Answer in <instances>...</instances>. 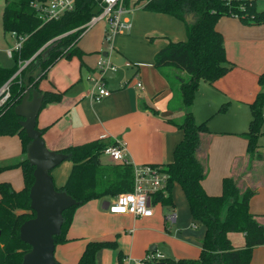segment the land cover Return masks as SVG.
<instances>
[{
    "label": "crops",
    "instance_id": "0c3cea01",
    "mask_svg": "<svg viewBox=\"0 0 264 264\" xmlns=\"http://www.w3.org/2000/svg\"><path fill=\"white\" fill-rule=\"evenodd\" d=\"M7 1L15 0H0V63L5 68H12L13 58L7 52L18 39L4 31L3 13ZM261 1L264 0H257L259 10ZM129 3L138 4L137 0ZM136 11L140 10L136 8L133 13ZM223 19L225 17L219 20L216 29L225 36L227 58L235 67L214 84L201 82L192 109L196 121L207 122L213 133L208 148L209 174L202 182L204 190L212 196L221 195L223 179L239 174L246 164L247 142L239 134L248 129L251 121L249 105L260 91L258 79L264 72V24L243 25L239 20L229 18L232 27L228 28ZM132 25L129 34L115 38L118 47L113 45L114 50L108 51L104 41L105 24H96L77 42V47L83 52L82 58L60 60L41 81L42 91L64 94L60 102L42 107L37 118V127L45 130L43 138L49 150L60 152L93 141L111 145L116 140H124L131 163L135 166L152 164L163 167L173 161L174 150L184 134L171 121L180 122L186 111L164 73L179 77H185V74L176 70H158L154 66V58L158 51L176 41L156 32L150 39L166 40L153 49L140 55L125 51L124 43L130 40L125 37H131L135 26L133 17ZM180 29L183 31L182 26ZM101 59L110 61L117 70L110 71L111 77L104 80L112 94L97 101L91 96L94 83L90 77L99 73L98 62ZM135 77L142 82L144 90L136 86ZM227 103V110L217 113ZM216 119L219 120L216 129L220 131H215L213 126ZM259 144L264 149V136L260 137ZM21 154L22 143L18 136L0 137V162L15 160ZM102 163L115 164L111 160ZM72 167L70 161L52 170L57 187L65 185ZM262 170L264 160L255 162L256 173L248 181L249 186L257 188L250 200V212L257 216H264ZM0 182H9L16 191L23 189L22 169L0 173ZM110 200L94 199L74 210L66 233L67 242L56 245L55 259L58 263L78 264L90 242L117 243L116 249L105 248L97 253V264H135L148 253H154L160 260L199 259L205 229L194 223L179 185L174 187L173 205H155L154 216L149 218L111 214L106 210ZM171 214H176L174 222L167 219ZM230 238L236 249L244 246L242 234H232ZM120 252L122 263L119 261ZM250 264H264V245L254 249Z\"/></svg>",
    "mask_w": 264,
    "mask_h": 264
},
{
    "label": "trees",
    "instance_id": "16d2710c",
    "mask_svg": "<svg viewBox=\"0 0 264 264\" xmlns=\"http://www.w3.org/2000/svg\"><path fill=\"white\" fill-rule=\"evenodd\" d=\"M47 1H7L3 13L5 33H15L17 38H24V42L21 49L13 53L12 68H5L0 63V89L7 83L10 89L8 101L0 107V137L18 136L22 154L15 160L0 162V173L21 168L24 187L16 191L9 182H0V264L22 263L30 246L21 241L20 227L35 217L30 207L35 168L27 160L31 140L20 124L23 118L15 114V107L26 93L24 81L28 78L30 89L43 96V107L62 100V92L42 91L40 83L60 60L82 58L83 52L77 47L83 33L81 27L91 19L99 4V0H77L73 11L59 19L43 20L33 4ZM144 9L183 22L187 35L186 41L170 42L154 58L158 70H176L185 74V77H179L164 73L186 113L180 122L171 121L183 131L184 137L174 150L173 161L163 166L169 180L165 191L154 196L153 204L172 206L174 187L179 185L194 223L205 229L198 260L162 259L150 264L158 261L166 264H250L254 249L264 245V216L250 212V200L257 188L248 185L256 173L255 162L264 160V149L259 144L260 137L264 136V72L258 79L260 91L249 105L251 121L248 129L239 134L247 142L246 164L239 174L223 179L222 194L218 196L209 195L202 185L209 174L208 148L213 133L207 122L195 120L192 109L201 82L214 84L235 67L227 58L224 36L216 29L219 20L237 17L249 26L262 25L264 7L259 10L257 0L232 5L221 0H149ZM26 62L29 63L23 67ZM38 70L41 75L34 78L33 74ZM228 105H222L217 113H224ZM39 130L43 135L45 130ZM107 146L102 141H93L60 151L69 156L73 167L65 185L61 188L55 186L74 198L77 205L64 212L61 234L55 237L56 245L67 242V229L77 207L94 199H113L133 190L134 169L131 165L102 163ZM236 233L244 236V246L240 249L233 246L230 238ZM105 248L116 249L117 243L90 242L78 264H97L96 255ZM119 261L123 262L121 252ZM56 264L60 263L56 261Z\"/></svg>",
    "mask_w": 264,
    "mask_h": 264
},
{
    "label": "built area",
    "instance_id": "2783aa9c",
    "mask_svg": "<svg viewBox=\"0 0 264 264\" xmlns=\"http://www.w3.org/2000/svg\"><path fill=\"white\" fill-rule=\"evenodd\" d=\"M77 0H49L47 2H36L33 7L38 16L43 20L59 19L67 12L75 9ZM130 0H99V4L91 17L81 29L83 33L89 31L96 24L103 22L105 24L104 41L108 51H113L114 40L119 35L129 34L132 30V19L129 13L133 12L136 4L129 3ZM132 1V0H131ZM144 6L149 0H143ZM227 5L248 1V0H221ZM139 3L140 0H137ZM244 10V6L241 7ZM81 35V36H82ZM12 36L16 37L13 33ZM17 38V37H16ZM15 46L8 50V56L13 57L15 51H19L24 42V38H17ZM26 64L23 66L25 67ZM130 66V64H127ZM99 73L91 76L90 79L94 83V88L91 91V96L99 101L112 94L108 89L104 80L110 71H116L110 61L101 59L98 62ZM136 86L140 90H144V86L137 77L134 78ZM10 97L9 84H5L0 89V107L3 106ZM104 154L110 158L113 163L131 165L134 169V187L133 190L127 193L118 195L107 203L106 210L111 214L116 215H131L136 218H149L154 216L155 205L153 198L159 192L165 191L169 175L163 171L160 165L148 164L145 166H135L131 163L127 143L124 140H116L113 144L108 145L104 150ZM169 221L176 220V214H171L167 217ZM154 260H160L153 254L148 253L144 259L136 260L135 264H150Z\"/></svg>",
    "mask_w": 264,
    "mask_h": 264
},
{
    "label": "water",
    "instance_id": "95a60500",
    "mask_svg": "<svg viewBox=\"0 0 264 264\" xmlns=\"http://www.w3.org/2000/svg\"><path fill=\"white\" fill-rule=\"evenodd\" d=\"M40 75L41 70H38L33 77L38 78ZM107 76L111 77L110 73ZM24 84L26 93L21 103L15 107V114L23 118L20 124L31 140L27 147V160L35 168V180L30 189V207L35 217L20 227L21 241L30 246L21 264H56L55 237L61 234L64 212L76 206L77 201L65 191L57 190L55 186L51 172L68 160L69 156L51 151L46 146L42 132L37 128V118L43 107V96L38 91L30 89L28 78ZM155 264L166 263L161 261Z\"/></svg>",
    "mask_w": 264,
    "mask_h": 264
},
{
    "label": "rangeland",
    "instance_id": "374dc122",
    "mask_svg": "<svg viewBox=\"0 0 264 264\" xmlns=\"http://www.w3.org/2000/svg\"><path fill=\"white\" fill-rule=\"evenodd\" d=\"M18 1V0H15ZM263 2H259L260 10L263 9L264 5ZM145 2L143 0H140V2L136 5V8L140 11H136V13H129L130 18H134V30L133 34H130V36L125 37L129 38L130 40L128 42L124 43L125 51H130L131 53L138 54L144 53V51H149L150 49H153L157 45H159L160 42H164L166 39H150L151 35L156 34V32L163 33L164 35L168 36L171 41H186L187 35L186 30L184 27V24L181 21H175L171 19L169 16H161L156 13L149 12L148 10L144 9ZM136 8L134 10H136ZM224 18V17H222ZM227 18V19H226ZM238 19L237 17H225L222 21L225 22V26L228 28L232 27V21L231 19ZM241 22V21H240ZM243 25L244 23L241 22ZM181 24V25H179ZM181 26L183 28V31H181ZM225 37V36H224ZM114 46L118 47L119 44H116L114 41ZM107 47V46H106ZM115 47V48H116ZM124 49V48H121ZM114 50V49H113ZM12 63L14 62L11 61ZM200 96V95H199ZM196 120V118H195ZM216 127H219V120L216 119L214 125ZM220 131V130H215ZM110 158L106 156L105 154L102 156L103 162H108ZM70 162L69 160L64 161L63 163Z\"/></svg>",
    "mask_w": 264,
    "mask_h": 264
}]
</instances>
